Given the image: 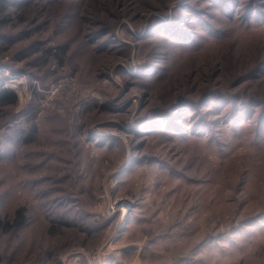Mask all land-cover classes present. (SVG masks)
<instances>
[{"label": "rangeland", "instance_id": "374dc122", "mask_svg": "<svg viewBox=\"0 0 264 264\" xmlns=\"http://www.w3.org/2000/svg\"><path fill=\"white\" fill-rule=\"evenodd\" d=\"M0 86V264H264V0H0Z\"/></svg>", "mask_w": 264, "mask_h": 264}, {"label": "trees", "instance_id": "16d2710c", "mask_svg": "<svg viewBox=\"0 0 264 264\" xmlns=\"http://www.w3.org/2000/svg\"><path fill=\"white\" fill-rule=\"evenodd\" d=\"M17 102H18V95L14 90L0 86V108L6 106V104L14 105ZM172 117L174 118V115Z\"/></svg>", "mask_w": 264, "mask_h": 264}, {"label": "bare ground", "instance_id": "6f19581e", "mask_svg": "<svg viewBox=\"0 0 264 264\" xmlns=\"http://www.w3.org/2000/svg\"><path fill=\"white\" fill-rule=\"evenodd\" d=\"M120 203H125V201L124 202H120ZM123 213H124V210H123Z\"/></svg>", "mask_w": 264, "mask_h": 264}]
</instances>
